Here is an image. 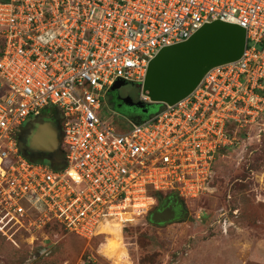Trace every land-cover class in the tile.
I'll return each mask as SVG.
<instances>
[{
    "label": "built area",
    "instance_id": "2783aa9c",
    "mask_svg": "<svg viewBox=\"0 0 264 264\" xmlns=\"http://www.w3.org/2000/svg\"><path fill=\"white\" fill-rule=\"evenodd\" d=\"M215 21L245 30L240 59L121 131L97 114L118 81L149 103L150 60ZM48 107L62 117L59 167L18 148L19 129ZM248 130L264 137V0L0 2V232L39 220L87 241L114 236L155 208L149 190L197 199Z\"/></svg>",
    "mask_w": 264,
    "mask_h": 264
},
{
    "label": "rangeland",
    "instance_id": "374dc122",
    "mask_svg": "<svg viewBox=\"0 0 264 264\" xmlns=\"http://www.w3.org/2000/svg\"><path fill=\"white\" fill-rule=\"evenodd\" d=\"M122 93L139 101L140 88L135 83H128ZM111 96L107 91L97 114L121 131L123 116L140 115V111L125 105L117 108L116 102L115 108L110 106ZM160 109V105L150 106L148 117ZM45 110L56 111L54 107ZM43 131L49 133L47 127ZM255 133H242L220 151L210 187L197 199L148 191L158 205L177 194L186 218L153 225L148 214L126 223L114 236L91 241L66 232L53 221L38 220L0 232V264H264V137L256 139ZM152 205L158 207L156 202ZM114 238L121 241L116 261L112 260L116 251L101 246Z\"/></svg>",
    "mask_w": 264,
    "mask_h": 264
},
{
    "label": "water",
    "instance_id": "95a60500",
    "mask_svg": "<svg viewBox=\"0 0 264 264\" xmlns=\"http://www.w3.org/2000/svg\"><path fill=\"white\" fill-rule=\"evenodd\" d=\"M245 30L237 25L215 21L203 25L188 40L165 47L153 57L147 67L141 91L149 103L135 102L130 96L122 98L116 91L128 83L116 82L110 92L117 97L116 103H122L131 109L140 111V123L148 117L152 105H174L188 97L200 83L204 74L213 67L237 61L246 49ZM117 108H120L119 105ZM31 129L25 139L19 140V151L28 159L48 161L51 166H60L59 130L52 121L36 117L30 121ZM47 127L50 136L41 141L37 131ZM148 215L149 223L163 225L187 217V212L178 201L177 194H172ZM175 204V205H174Z\"/></svg>",
    "mask_w": 264,
    "mask_h": 264
},
{
    "label": "flooded vegetation",
    "instance_id": "af4514ba",
    "mask_svg": "<svg viewBox=\"0 0 264 264\" xmlns=\"http://www.w3.org/2000/svg\"><path fill=\"white\" fill-rule=\"evenodd\" d=\"M124 87H122V88H120L118 91H116V93H117V95H119V96H121L122 98H124V97H126L127 96V94H124V93H122V89H123ZM117 95H115V94H113L110 98H109V103H110V106L111 105H113V107L115 108V98L117 97ZM112 101V102H111ZM118 105H119V107L121 108V107H123L124 105L120 102V103H117V107H118ZM58 112L57 111H53V110H45L42 114H41V116L40 117H42V118H46V119H48V120H50V121H57L58 120ZM134 116H123V118H124V120L125 121H131V122H133V120L134 119H139V117H140V115L138 114V113H135L134 112V114H133ZM56 124V123H55ZM30 129H31V126H30V124H29V126H27V127H25V128H23L22 130H21V133H20V136H19V140H20V138L21 139H25L28 135H29V131H30ZM40 132L39 131H37V137H39L40 138ZM179 201V200H178ZM165 202H163L162 204H164ZM180 203V202H179ZM181 204V203H180ZM175 205V204H174ZM182 205V204H181ZM157 206H159V205H157ZM183 206V205H182ZM184 209V208H183Z\"/></svg>",
    "mask_w": 264,
    "mask_h": 264
},
{
    "label": "clouds",
    "instance_id": "9594fccd",
    "mask_svg": "<svg viewBox=\"0 0 264 264\" xmlns=\"http://www.w3.org/2000/svg\"><path fill=\"white\" fill-rule=\"evenodd\" d=\"M120 244H121V241L119 238H114L112 243L110 244H106V245H101L102 247H108V249L111 251V250H115L116 253H117V256L115 257H112V260L113 261H116L118 259V256H119V253L121 251V248H120ZM122 264V262H121Z\"/></svg>",
    "mask_w": 264,
    "mask_h": 264
},
{
    "label": "crops",
    "instance_id": "0c3cea01",
    "mask_svg": "<svg viewBox=\"0 0 264 264\" xmlns=\"http://www.w3.org/2000/svg\"><path fill=\"white\" fill-rule=\"evenodd\" d=\"M58 112V111H57ZM40 117V116H39ZM35 119V118H34ZM34 119H32V120H30V121H33ZM44 119V118H43ZM44 120H47V121H49L48 119H44ZM61 120H62V117H61V115L60 114H58V120L57 121H52L54 124L56 123V127H58V130H59V133H60V122H61ZM30 121H29V123H30ZM28 123V124H29ZM59 143H60V136H59ZM58 158H60V156H59V153H58ZM62 158V157H61ZM50 164V163H49ZM55 167H59V166H55Z\"/></svg>",
    "mask_w": 264,
    "mask_h": 264
},
{
    "label": "bare ground",
    "instance_id": "6f19581e",
    "mask_svg": "<svg viewBox=\"0 0 264 264\" xmlns=\"http://www.w3.org/2000/svg\"><path fill=\"white\" fill-rule=\"evenodd\" d=\"M44 128H46V127H43V129H44ZM47 129H48V128H47ZM39 132H40V134H39V135H40V138H39V139H40L41 141H43L44 138H46V137H43V136H44L43 133H45L46 135H48V131H45V132L43 131V132H42V129H41V130H39ZM36 134H37V133H36ZM49 136H50V135H49Z\"/></svg>",
    "mask_w": 264,
    "mask_h": 264
},
{
    "label": "trees",
    "instance_id": "16d2710c",
    "mask_svg": "<svg viewBox=\"0 0 264 264\" xmlns=\"http://www.w3.org/2000/svg\"><path fill=\"white\" fill-rule=\"evenodd\" d=\"M6 1H8V0H0V2H6ZM160 107H161V105H160ZM156 204L158 205V200H157Z\"/></svg>",
    "mask_w": 264,
    "mask_h": 264
}]
</instances>
